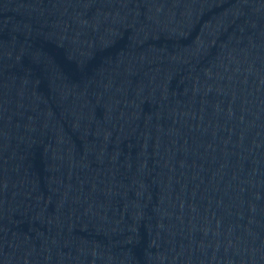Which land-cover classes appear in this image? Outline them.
<instances>
[{
	"label": "water",
	"instance_id": "water-1",
	"mask_svg": "<svg viewBox=\"0 0 264 264\" xmlns=\"http://www.w3.org/2000/svg\"><path fill=\"white\" fill-rule=\"evenodd\" d=\"M0 264H264V0H0Z\"/></svg>",
	"mask_w": 264,
	"mask_h": 264
}]
</instances>
